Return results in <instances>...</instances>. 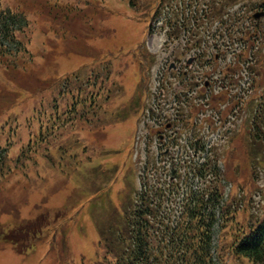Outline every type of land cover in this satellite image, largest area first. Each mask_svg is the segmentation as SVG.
I'll list each match as a JSON object with an SVG mask.
<instances>
[{
  "label": "rangeland",
  "instance_id": "obj_1",
  "mask_svg": "<svg viewBox=\"0 0 264 264\" xmlns=\"http://www.w3.org/2000/svg\"><path fill=\"white\" fill-rule=\"evenodd\" d=\"M155 1L135 0L133 7L128 0H2V8L16 10L13 12H21L26 17L29 25L24 34L17 36L23 44L29 46L26 48L31 54L46 57L49 67L40 78L28 72L12 74L13 83L9 81V76L0 70V144L5 145L6 137L9 138L13 132H7L9 122L15 117L29 114L37 107L43 115V125L47 124L45 127L52 124L47 119L57 113L60 122L55 128L58 125L60 127L48 129L47 133L51 134L52 138L49 142L38 145L40 150H44L40 155H45L48 161L43 160L35 168L33 165L37 164V158L31 162L33 165L28 163V169L22 173L4 171L5 165L3 166L0 171V195L13 198L10 202L14 207L3 203L2 208L0 207V225L11 217L12 209L17 210L21 218L32 219L37 213L35 208L41 202L47 206L59 204L61 208L49 207L56 208L54 211L60 215L59 220L55 219L52 225L57 222L56 226H60L57 228L51 225L50 230L40 239L41 244L33 246L35 242L27 244L24 241H12L27 237V241L33 240L32 235H27L22 229H16L8 238L3 232L0 233V264H94L99 250L97 244L101 237L111 232V228H123L120 221L135 199L141 174L150 173L152 177L157 170L156 174L160 175L163 165L169 169L170 163L179 164L177 159H181L184 169L193 167L198 163V159L202 160L209 151L211 156L218 160L221 172L225 175L223 196L231 201L228 208H236L237 219L245 223L252 217H264V154H254L252 147H249L250 143L254 142L250 133L252 114L255 104L262 100L260 97L264 93V68L260 69L262 61L264 62V19L256 22L258 33L254 39L255 47L250 49L254 63L257 62L254 50H261L262 57L258 56V66H255L259 74L254 79L249 77L246 65L241 62L239 85L234 87L236 89L231 90L227 97L224 96L228 101L223 99L219 104L202 105L205 106V111L196 117L199 126H192V129L176 126L182 129V133L178 134V138L183 140L182 145L180 142L181 147L188 144L185 142L187 138L193 144L198 138L205 142L207 148L201 151L199 158L195 160L191 157L195 154L191 148L188 152L185 148L183 151L175 148L171 150L169 157L165 158V148L159 151L155 143L149 146V141L146 143L145 138L154 121L147 114L139 124L136 155V120L132 115L136 112L137 118L139 110L133 99L137 97L138 89L143 86L146 94L149 92L146 106L156 103L154 97H159L163 89L162 76L165 78V70L174 57L172 50L183 45L180 40L167 39L168 30L163 28L161 20L148 34L151 26L149 18L154 15L155 7L160 4ZM159 1L163 4L192 3L187 8L197 10L198 13L192 15L191 20V23H195L200 18L199 14H202L200 10H206L207 5H211L215 0ZM217 2L220 3L219 0ZM260 3H264V0H233L226 8L224 16L241 15L242 20L238 22L240 34L247 29L252 33L256 29L250 17ZM176 8V5L170 7ZM175 11L178 14L173 15L179 20L181 12ZM224 11L222 9L221 14ZM166 13L167 11L161 16H167ZM209 31H213V27H210ZM237 31L230 29L231 33ZM236 36L240 37L238 34ZM207 41L213 44L212 39ZM221 41L229 43L231 49L241 47V44H233V39L228 36ZM231 57L230 52L221 58L220 63L227 62ZM106 64L114 73V76L112 72L110 75L111 83L115 80L116 83L114 87L113 83L110 84L111 92L107 94L105 88H101L96 97L91 94L92 103L88 106L83 97L86 92L99 85L108 84L102 82L92 86L91 82L85 80L88 73L86 71H97ZM37 67L46 68L42 65ZM74 70L78 71L76 78L75 74L72 76ZM149 74L152 77L150 86L146 87L145 82L142 86L139 85L141 79H145ZM248 77L250 79L247 84ZM41 79L46 82L36 83ZM74 79L77 80L76 83ZM174 82L172 79L169 93L181 88L178 82ZM15 84L31 91L30 98L24 96L23 103L7 108L4 100L12 95L7 88L13 90ZM118 85L123 88H120V93L115 96L112 93L114 89L119 88ZM39 86L42 90L37 91ZM246 88L252 93L253 104L247 108L244 105L247 98L244 97L245 93H241L242 90L245 92ZM67 91H70L69 97L66 95ZM165 94L167 96V92ZM16 97L21 96L16 94ZM69 98H75L79 102L77 104L73 99L70 103L76 107L78 114H94L90 117L89 124L80 120L77 125L71 115L61 119L60 113L64 111V105H69ZM238 99L243 100V105L231 106L232 101ZM138 103L140 105V102ZM79 104H82V110ZM172 105H165L166 115L171 116L174 112V108H170ZM160 111L154 110L157 114ZM163 118L165 121L167 116ZM80 128L92 129L94 133H85V130ZM25 132L24 129L17 130L15 137L10 135L9 140L12 143H9L20 144L17 142L20 140L25 143ZM180 132L181 130L178 131ZM156 138L155 134L153 142H157ZM56 152H61V161ZM74 152L75 158L70 155ZM160 154L163 156L161 159L158 157ZM15 155L16 153L14 157ZM134 159L137 160L132 162ZM189 177L192 178V174ZM161 180H164L163 177ZM21 181L24 184L28 181L24 190L19 189L23 184ZM50 221L51 218L47 216L46 223ZM12 224L13 222L7 224L3 231H10ZM47 239H53L56 243L61 241L62 246L47 244ZM62 240H65V245ZM229 262L242 264L231 260Z\"/></svg>",
  "mask_w": 264,
  "mask_h": 264
},
{
  "label": "trees",
  "instance_id": "obj_2",
  "mask_svg": "<svg viewBox=\"0 0 264 264\" xmlns=\"http://www.w3.org/2000/svg\"><path fill=\"white\" fill-rule=\"evenodd\" d=\"M219 1L231 3L233 0ZM128 3L134 7L136 2L128 0ZM28 24L23 14L13 12L10 8H2L0 0V70L9 76L8 79L12 83V74L28 72L40 78L49 67V60L46 57L31 54L17 36L25 31ZM246 52L247 50L243 55H246ZM255 54L257 62L253 63L251 68L254 72L253 79L259 74V70L255 69L259 62L258 56L262 57L261 51ZM41 65L46 68L37 67ZM260 67L263 70V62ZM99 69L96 73L87 71L86 82H91L92 86L100 84L101 80H104L101 74L109 70L103 69L100 72ZM39 82L44 84L46 81L44 79L36 81ZM97 87L91 88L83 96L88 106L92 103L90 95L95 94V97L97 95ZM38 88L37 91L42 90L40 86ZM68 88L70 89V85ZM7 91L12 93L4 100L7 108L23 103L24 96L29 97L31 94V91L17 84L13 90L7 88ZM16 94L21 97H16ZM66 95L69 97L70 91H67ZM73 99L79 103L77 99L69 98V105H64V111L60 113L61 119L71 115L77 125L80 120L86 124L88 121L85 118L93 115L78 114L76 107L70 104ZM78 106L82 110V104ZM19 117L9 122L7 132L12 130L10 135L15 137L17 130L24 129L26 142L22 143L20 140L17 141L20 144H10L12 143L9 140L10 135L9 138L6 137L4 141L6 145L0 144V171L10 160L8 144L16 155L12 167L7 166L13 173H22L26 171L24 162L31 163L37 160L38 145L47 143L52 138L47 130L60 127L58 125L55 128L60 122L57 119L58 113L47 119L53 125L48 124L45 127L47 124L43 125V115L39 107ZM251 139L254 142H251L249 147H252L254 154L260 152L264 154V101L259 103V109L254 116ZM58 154L61 159V152ZM189 168L190 171L177 164L170 169L169 177L165 180H161V175L164 179V170L161 175L151 177L150 174L149 177L147 175L141 179L135 199L120 221L123 228L120 230L111 228V232L101 237L98 241L100 255L94 264H232L230 260L242 264H264V217H252L245 223L237 219L236 208H228L231 201L224 199L223 196L225 175L221 172L218 160L211 154L203 163ZM190 172L193 174L192 178L188 177ZM24 188L23 183L19 189ZM4 196L0 195L1 208L4 202L7 204L13 199L8 195ZM11 212L14 223L11 230L6 231V236L14 233L16 229L33 235L47 222V210H43L32 219L20 218L15 209ZM114 226L115 224L112 227Z\"/></svg>",
  "mask_w": 264,
  "mask_h": 264
},
{
  "label": "flooded vegetation",
  "instance_id": "obj_3",
  "mask_svg": "<svg viewBox=\"0 0 264 264\" xmlns=\"http://www.w3.org/2000/svg\"><path fill=\"white\" fill-rule=\"evenodd\" d=\"M216 57H217V53H216ZM225 66H226V67H224L225 71H230L234 76H236L235 69L231 68L232 65H225ZM221 70L222 69H220V66L217 65V83H219L220 89L227 90L229 88V85L227 83H224V82L221 81V78H220V75H222ZM173 71L176 72V73H179L178 65L175 66V69ZM186 72L188 73L189 70L186 69L185 71H183L184 74H186ZM223 77H224V80H226V75H224ZM204 85L209 87L210 83L204 82ZM228 90L230 91V89H228ZM201 92H203V90H201ZM199 100H203L201 96H200ZM172 125L173 124H172L171 120H168V121H166L164 123L159 122L157 124L156 130H154V132L157 134L160 143L163 144L164 142H166L168 140L167 132H169L171 130ZM159 146H160V144H159Z\"/></svg>",
  "mask_w": 264,
  "mask_h": 264
},
{
  "label": "water",
  "instance_id": "obj_4",
  "mask_svg": "<svg viewBox=\"0 0 264 264\" xmlns=\"http://www.w3.org/2000/svg\"><path fill=\"white\" fill-rule=\"evenodd\" d=\"M262 15H264V12H259V13L255 14L254 17H255V18H258V17H260V16H262Z\"/></svg>",
  "mask_w": 264,
  "mask_h": 264
}]
</instances>
